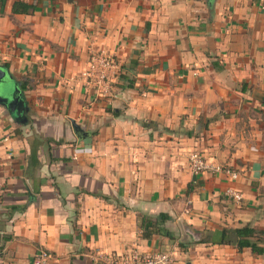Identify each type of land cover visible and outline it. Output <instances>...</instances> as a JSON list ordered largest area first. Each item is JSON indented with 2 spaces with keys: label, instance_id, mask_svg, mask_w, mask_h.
<instances>
[{
  "label": "crops",
  "instance_id": "0c3cea01",
  "mask_svg": "<svg viewBox=\"0 0 264 264\" xmlns=\"http://www.w3.org/2000/svg\"><path fill=\"white\" fill-rule=\"evenodd\" d=\"M92 51L119 65L105 97L79 81ZM3 64L30 88L21 115L0 106V264L39 250L50 264H110L133 249L264 264L193 245L224 228L264 232V0H0ZM193 152L238 179L192 174ZM160 214L176 240L143 238L139 217Z\"/></svg>",
  "mask_w": 264,
  "mask_h": 264
},
{
  "label": "built area",
  "instance_id": "2783aa9c",
  "mask_svg": "<svg viewBox=\"0 0 264 264\" xmlns=\"http://www.w3.org/2000/svg\"><path fill=\"white\" fill-rule=\"evenodd\" d=\"M119 65L114 57L104 51H92L85 70L81 73L79 81L88 92L105 97L112 89ZM191 172L199 175L211 171L212 173L226 174L231 180L238 179V173L228 167L214 164L199 152H193L189 157ZM225 196L237 203L243 200L242 193L235 188L225 190ZM51 254L46 250H39L32 264H50ZM110 264H177L175 254L169 252H143L133 249L125 255L110 260Z\"/></svg>",
  "mask_w": 264,
  "mask_h": 264
},
{
  "label": "trees",
  "instance_id": "16d2710c",
  "mask_svg": "<svg viewBox=\"0 0 264 264\" xmlns=\"http://www.w3.org/2000/svg\"><path fill=\"white\" fill-rule=\"evenodd\" d=\"M34 8L35 6L29 7V5H27L26 3L17 2L13 7V11L15 13H29ZM2 66H4L9 71L8 64H3ZM9 74L17 82V88L20 92L21 100H23L25 92L30 88L29 81L25 78L16 80V78L13 74L10 73V71ZM22 124H28V118L26 117V115ZM168 220L169 215L167 214H160L156 217L141 215L139 217V225L142 230L143 238H150L152 236L151 233L155 232L159 236L170 238V240H176L175 235L166 230L164 227ZM196 244L229 245L235 247L239 251L250 249L254 254L263 256L264 232L252 228L249 225L240 228H224L221 231L215 233H212L210 231L203 233L199 241L193 243V245ZM189 245L190 244L181 242L179 243V247L183 250L187 249Z\"/></svg>",
  "mask_w": 264,
  "mask_h": 264
},
{
  "label": "water",
  "instance_id": "95a60500",
  "mask_svg": "<svg viewBox=\"0 0 264 264\" xmlns=\"http://www.w3.org/2000/svg\"><path fill=\"white\" fill-rule=\"evenodd\" d=\"M13 80L14 79L9 74V71L0 65V106L7 108L12 113L21 115L24 103L20 98V92L17 88V84L13 82ZM10 83H13V88ZM73 127L76 129L77 134H80V137H87L88 134L86 132L84 133L81 128L76 125V123H73ZM185 236L186 239L184 238V241L188 238L187 234Z\"/></svg>",
  "mask_w": 264,
  "mask_h": 264
},
{
  "label": "rangeland",
  "instance_id": "374dc122",
  "mask_svg": "<svg viewBox=\"0 0 264 264\" xmlns=\"http://www.w3.org/2000/svg\"><path fill=\"white\" fill-rule=\"evenodd\" d=\"M11 87H12V85H11Z\"/></svg>",
  "mask_w": 264,
  "mask_h": 264
}]
</instances>
